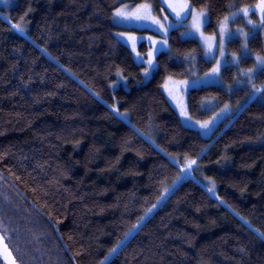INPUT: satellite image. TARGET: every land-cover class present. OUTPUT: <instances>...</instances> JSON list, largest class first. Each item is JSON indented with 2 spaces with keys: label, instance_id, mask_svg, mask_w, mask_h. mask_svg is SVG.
<instances>
[{
  "label": "trees",
  "instance_id": "trees-1",
  "mask_svg": "<svg viewBox=\"0 0 264 264\" xmlns=\"http://www.w3.org/2000/svg\"><path fill=\"white\" fill-rule=\"evenodd\" d=\"M257 1L188 0L206 10L209 34ZM124 2L163 13L160 0H15L8 16L25 36L0 17L4 243L16 264H100L180 177L166 156H186L215 183L220 202L194 180L180 181L106 264H264V92L215 139L185 128L162 85L167 77L189 78L192 65L203 75L212 62L196 40L173 30L150 79L136 86L143 67L114 37L129 29L112 23ZM248 48L264 57V28ZM229 49L239 53V42ZM253 64L246 58L240 65ZM118 72L128 91L110 89ZM221 76L232 85L237 68L227 66ZM255 82H264V70ZM93 93L116 103L128 122ZM249 93L248 86L191 89L188 114L205 121Z\"/></svg>",
  "mask_w": 264,
  "mask_h": 264
},
{
  "label": "rangeland",
  "instance_id": "rangeland-1",
  "mask_svg": "<svg viewBox=\"0 0 264 264\" xmlns=\"http://www.w3.org/2000/svg\"><path fill=\"white\" fill-rule=\"evenodd\" d=\"M126 1V0H125ZM161 5L163 7V13L161 16H156L151 6L148 3H140L136 5L135 7L131 6L130 3L124 2L123 4H120L119 7L116 8L120 9L121 11L127 12L129 14L134 13L140 5H149L151 9V15L156 17L160 22L168 29L167 33L161 31L159 29L158 25L152 24L150 21H122L120 18L115 17L116 10H114L113 16H112V23L120 28L129 29V31H116L114 32L115 39L126 46L132 55V59L136 65L142 66V79L140 82L136 83V86L145 84L150 79L152 73L155 71L157 64H156V56L159 53L167 52L168 47V38L169 34L173 30H178L180 33V37L182 39H193L196 40L203 52V58L207 61L212 62V67L208 72H206L203 75H197L195 66L192 65L189 68L190 77L187 79L177 80L170 77H167L162 85V92L164 94V97L169 104V106L175 111L177 116L180 119L181 124L188 129L194 130L200 134V136L203 139H215L223 130H225L231 121L239 115V113L242 111V109L252 102L253 100L257 99L261 92H253V85L256 87H262L264 86V82L262 84L256 83L255 79L262 69L257 62V56L252 55L249 52L248 48V41L251 37L254 35L262 32L261 25V13L256 8L257 3L253 6H245L240 8L239 10L233 12L236 15L233 16V13H230L226 17H224L217 26V31L214 34H209L205 31V27L208 22V15L206 10L204 9H195L196 11L203 10L206 16V21L202 23L201 25V31L196 32L192 28V12L191 10H185L184 13H182V19H178L176 16V13L172 11L171 8H169L168 3L166 0H160ZM178 3L179 0H176ZM189 3V2H188ZM15 4V0H0V17L6 20L11 24V26L15 29V31L25 36V34L21 31H18L16 27L12 24L10 21V18L8 16V10L11 9ZM190 5V3H189ZM243 8H249L251 11L247 16L244 15V13L241 11ZM190 9H194L190 5ZM166 18V19H165ZM225 18H228L225 20ZM251 21V23H249ZM224 24L225 26V36L223 42V51L224 55L221 56V24ZM132 30V31H130ZM243 31V33H246V36L240 35L239 32ZM201 32L203 33V37L201 36ZM120 33H125L124 36L119 35ZM232 34L231 38H228L227 34ZM133 35L136 37V52H133L132 45L129 43L127 36ZM184 34V35H182ZM148 37H152L153 40L157 41L158 43L155 45V48H153L152 41L148 39ZM211 37V40H208L207 38ZM164 41H167V43H163ZM233 41L239 42V53H234L229 49V44ZM247 45V49H244V45ZM144 45L145 48L142 46ZM209 45H211V51H209ZM149 51H153V67H149L147 64L148 60V53ZM139 53V57L136 53ZM234 57L236 59V62H234ZM246 58H252L254 61V64L250 68H243L241 67L242 60ZM221 61V69L218 77H213L209 75L211 69L217 64V61ZM227 66H234L237 68L238 71V77L235 80V82L231 84H227L224 82L221 76V72L223 68ZM145 69H148L149 75L145 76ZM248 69H253V79L251 82H249L246 78V76L241 75V73H246ZM116 80L114 83L110 84V89L112 91L116 90L118 87H122L124 90L128 91L129 87L127 85V80L118 72L115 75ZM181 81L187 82V84L180 83ZM196 81L197 83L193 84L192 82ZM207 86H220L223 87L227 92L231 93L237 88L240 87H246L248 86L250 88L249 95L241 102L231 105L227 103L226 105L219 108L209 119L205 121H210L207 128H202L201 124L205 121H196L192 119L187 110V102L186 97L187 93L191 89H198L202 87ZM93 95L101 100L96 94L93 93ZM102 101V100H101ZM104 103V101H102ZM211 104H214V100H210ZM113 113L116 114L118 118L123 120L125 123L128 122L127 115L125 113H120L117 110L116 103L113 105H109L107 103H104ZM227 106V107H225ZM113 108H115L117 111H113ZM186 112V116L181 115V109ZM190 117V119H189ZM220 128V130L217 131V129ZM147 140L154 145V142L152 139L147 138ZM168 160L178 167L180 171V177H178L171 186L165 190L160 198L156 201L153 205L150 207L151 211H146L145 214L142 216L143 219H139L138 222L128 231V235H125L120 243L114 247L116 251L119 249V247L126 242L138 229V227L157 209V207L160 205V203L163 202V200L167 197L169 192H171L180 181L185 179H192L199 185H201L209 194V196L212 199H215L220 202L218 196H217V189L215 183L209 179L208 177L204 176L199 169V166L197 165L196 159L188 158L186 156L183 157H171L166 156ZM189 161H195V164L191 165V168L187 167V164ZM209 188H213L212 192H209ZM115 251V252H116ZM115 252H112V250L108 253L106 256L107 259H103L100 264H106L111 257L115 254Z\"/></svg>",
  "mask_w": 264,
  "mask_h": 264
},
{
  "label": "snow or ice",
  "instance_id": "snow-or-ice-1",
  "mask_svg": "<svg viewBox=\"0 0 264 264\" xmlns=\"http://www.w3.org/2000/svg\"><path fill=\"white\" fill-rule=\"evenodd\" d=\"M6 2V0H5ZM166 2L168 3L169 8L172 9L173 12L176 13V16L178 17V19H182V13L185 12V10H191L192 12V28L194 29V31L196 32H200L201 31V25L203 22L206 21V16L203 10L200 11H196L195 9H190V5L188 3V0H179V2L177 3L176 0H166ZM256 8L259 10V12L261 13V27L264 28V0H259L258 4L256 5ZM241 11L244 13L245 16H247L249 14V12L251 11V9L249 8H243L241 9ZM236 14L233 13V16H235ZM115 17L120 18L122 21H131V20H135V21H150L152 24L154 25H158L159 29L165 33H167L168 29L160 22V20H158L156 17L151 15V9L150 6L145 4V5H140L138 7V9L134 12V13H127L124 11H121L120 9L116 10L115 13ZM166 19V18H165ZM228 18H225V20H227ZM249 23H251V21H249ZM16 29L18 31L23 32L24 29L22 27L19 26H15ZM240 35L246 36V33H243V31L239 32ZM119 35L124 36L125 33H120ZM184 35V34H182ZM228 38H231L232 34H227ZM201 36L203 37V33L201 32ZM129 43H131L132 45V50L133 52H136V37L133 35H128L127 36ZM226 38L225 36V26L222 23L221 24V56L224 55V51H223V42L224 39ZM149 40L152 41L153 44V48H155V45L158 43L157 41L153 40L152 37H148ZM208 40H211L212 38L209 37L207 38ZM163 43H167V41H164ZM244 49H247V45H244ZM209 51H211V45H209ZM137 56L139 57V53H136ZM234 62H236V59L234 57ZM257 62L258 65L264 69V57L261 56H257ZM147 64L149 65V67H153V51H149L148 53V60H147ZM221 65L222 62L221 61H217V64L211 69L209 75L213 76V77H218L219 73H220V69H221ZM149 75V71L148 69H145V76ZM241 75L246 76L247 80L249 82H251V80L253 79V69H248L246 73H241ZM180 83L182 84H187V82L185 81H181ZM193 84L197 83L196 81L192 82ZM253 92H264V86L262 87H256L255 85H253ZM227 107V106H225ZM113 111H117L115 108H113ZM181 115L182 116H186V112L183 110V108L181 109ZM190 119V117H189ZM210 123V121H205L201 124L202 128H207L208 124ZM195 164V161H189L187 164L188 168H191V165ZM213 188H209V192H212ZM153 207H155V205H153ZM149 212L151 211V209L148 210ZM141 219H143V217H141ZM135 227V226H134ZM126 235H128V233H126ZM120 243V242H118ZM0 256L3 257V259L5 260L6 264H16L15 259L12 256V253L9 251L7 245L4 243V237L3 235H0ZM116 249L113 248L112 252H115ZM107 259V257L105 258Z\"/></svg>",
  "mask_w": 264,
  "mask_h": 264
},
{
  "label": "water",
  "instance_id": "water-1",
  "mask_svg": "<svg viewBox=\"0 0 264 264\" xmlns=\"http://www.w3.org/2000/svg\"><path fill=\"white\" fill-rule=\"evenodd\" d=\"M0 247H2V246H0ZM0 261H1L2 264H6V262H5V260L3 259L2 256H0Z\"/></svg>",
  "mask_w": 264,
  "mask_h": 264
}]
</instances>
